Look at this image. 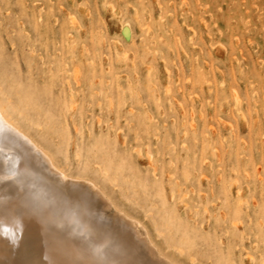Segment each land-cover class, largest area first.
I'll return each mask as SVG.
<instances>
[{
  "label": "rangeland",
  "instance_id": "obj_1",
  "mask_svg": "<svg viewBox=\"0 0 264 264\" xmlns=\"http://www.w3.org/2000/svg\"><path fill=\"white\" fill-rule=\"evenodd\" d=\"M0 90L176 264H264V0H0Z\"/></svg>",
  "mask_w": 264,
  "mask_h": 264
},
{
  "label": "bare ground",
  "instance_id": "obj_2",
  "mask_svg": "<svg viewBox=\"0 0 264 264\" xmlns=\"http://www.w3.org/2000/svg\"><path fill=\"white\" fill-rule=\"evenodd\" d=\"M3 94L0 90V264H176L96 186L59 170L13 124L20 110ZM146 161L150 166L149 156ZM238 212L239 207L235 220ZM149 219L167 251L179 258L197 254L187 246L186 231ZM229 252L226 246L215 253L221 258Z\"/></svg>",
  "mask_w": 264,
  "mask_h": 264
}]
</instances>
